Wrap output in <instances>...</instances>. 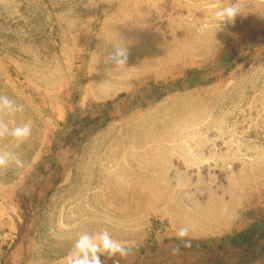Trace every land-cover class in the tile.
Segmentation results:
<instances>
[{"label": "rangeland", "instance_id": "1", "mask_svg": "<svg viewBox=\"0 0 264 264\" xmlns=\"http://www.w3.org/2000/svg\"><path fill=\"white\" fill-rule=\"evenodd\" d=\"M226 2L0 0V93L26 105L5 121L32 125L0 141L27 162L0 172V264H64L104 228L120 264H264V0L218 29Z\"/></svg>", "mask_w": 264, "mask_h": 264}, {"label": "clouds", "instance_id": "2", "mask_svg": "<svg viewBox=\"0 0 264 264\" xmlns=\"http://www.w3.org/2000/svg\"><path fill=\"white\" fill-rule=\"evenodd\" d=\"M247 6L248 0H227L223 6H219L213 11L210 20L218 25L219 29L225 24L234 23L235 18L243 14ZM108 42L112 45V51L104 56V63L114 65V71H117L121 66L127 65L129 50L126 43ZM25 110L26 105L24 103H17L16 99L0 93V141L11 139L19 146L31 137V122L10 125V122L5 121V116L15 117L17 114L24 113ZM26 167L27 162L18 153L0 147V172H19ZM182 187L183 181L178 178L176 188L179 190ZM223 211L226 212L227 208ZM175 238L178 243L171 248L174 255L180 252L181 247L190 248L192 245L190 230L187 226L179 227L176 230ZM131 251L130 246L121 240L115 239L106 228L96 233L85 231L78 234L71 249L64 257V264H104L101 256L112 259L113 264H120L121 259L129 256Z\"/></svg>", "mask_w": 264, "mask_h": 264}, {"label": "bare ground", "instance_id": "3", "mask_svg": "<svg viewBox=\"0 0 264 264\" xmlns=\"http://www.w3.org/2000/svg\"><path fill=\"white\" fill-rule=\"evenodd\" d=\"M172 60L173 59L171 57H168V58L163 59L162 61L154 60L153 62L155 64H167V63L171 62Z\"/></svg>", "mask_w": 264, "mask_h": 264}]
</instances>
